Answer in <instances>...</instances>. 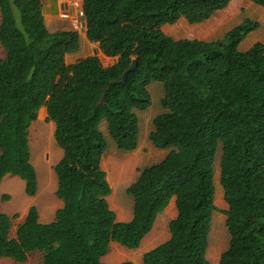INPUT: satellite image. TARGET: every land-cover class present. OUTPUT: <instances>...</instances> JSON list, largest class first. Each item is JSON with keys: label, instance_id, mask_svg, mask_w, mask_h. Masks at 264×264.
Wrapping results in <instances>:
<instances>
[{"label": "trees", "instance_id": "obj_1", "mask_svg": "<svg viewBox=\"0 0 264 264\" xmlns=\"http://www.w3.org/2000/svg\"><path fill=\"white\" fill-rule=\"evenodd\" d=\"M231 1L83 0L87 39L106 57L118 58L105 67L97 55L66 63L80 48L79 33H51L42 0H0V186L14 175L24 180L28 196H36L29 131L43 107L63 150L54 167L63 205L53 221L41 223L31 206L12 236L18 214H5L0 203V259L24 263L39 252L43 264H105L112 243L139 249L175 199L170 237L147 251L143 264H211L221 144L230 241L219 264H264V55L240 49L261 24L247 18L216 41L176 40L163 31L180 19L204 23ZM250 1L264 9V0ZM134 59L136 70L126 84L118 83ZM153 82L163 84L166 112L154 118L149 138L168 153L127 188L133 218L118 222L101 165L108 148L101 126L118 150H137L136 111L150 108Z\"/></svg>", "mask_w": 264, "mask_h": 264}, {"label": "rangeland", "instance_id": "obj_2", "mask_svg": "<svg viewBox=\"0 0 264 264\" xmlns=\"http://www.w3.org/2000/svg\"><path fill=\"white\" fill-rule=\"evenodd\" d=\"M234 9H236V14L234 22L232 23L233 25L241 23L247 18L258 20V16H256L252 10H245L246 8H243L242 5H238ZM225 15V13H221L212 21L197 25L186 23V26H182L181 23H178L174 26L164 27L163 31L176 40H221L230 30L231 26L225 25L223 28L217 29V33H215L214 29L218 27L221 19H223ZM250 15L251 17H249ZM80 30L83 31L82 28H80ZM210 31L214 32L213 34L208 35ZM262 34L260 38L264 41V35ZM82 44L83 38L80 37L81 48H84V44ZM95 50H98L97 56L105 67L111 66L118 60L117 58H108L99 52V46L97 44L91 46L89 53L87 52L85 54L92 56L96 55ZM4 56L5 51L0 45V58H3ZM69 62L71 63V61ZM148 89L151 96L150 108L146 111H136L140 120V141L142 142L139 149L133 152L118 150L108 136L106 124L103 123L101 126V130L108 141V148L103 156L101 165L106 171L108 180L113 187V194L109 198V202L112 208L120 205L132 214L134 199L128 194L127 188L138 179L140 171L143 168L159 163L168 153V151H164V153L160 155V150L154 147L149 138L151 132L154 130V118L166 112L162 107V99L165 94L164 87L160 82H153ZM45 110V107L40 110L37 121L32 124L29 131L31 162L35 166L38 175V192L36 196H28L25 192L24 180L14 175H6L0 186V203L2 212L11 217L18 214V217L13 219V228L11 231L12 236H14L18 225L24 221L29 207H37L41 223H50L54 220L56 211L63 205V202L56 195L58 179L54 171L55 165L62 158L63 150L55 141V125L49 121ZM221 157L222 146L220 144L214 163V184L216 191L215 206L217 209L212 217L209 237L208 258L211 264H219L220 256L228 248L230 241V236L225 223V211L228 210V205L225 202L224 191L220 182ZM5 194L10 196L9 201H1V196ZM174 212H177V210L175 202L172 200L167 209L159 215L155 228L151 232L152 234L150 233L151 236L149 238L155 241V245H160V233H162L161 235L163 236L162 241L167 240L168 236H170L168 225L171 220L176 218ZM147 237L142 242L144 245L141 244L140 248L136 250H131L118 243H114L120 247L110 248L111 252L108 256L103 258V262L105 264H121L123 262L143 264V254L145 251L153 249L149 248L150 246L145 242ZM0 264H43V260L42 254L36 252L31 254L28 260L24 263H17L9 258H1Z\"/></svg>", "mask_w": 264, "mask_h": 264}, {"label": "crops", "instance_id": "obj_3", "mask_svg": "<svg viewBox=\"0 0 264 264\" xmlns=\"http://www.w3.org/2000/svg\"><path fill=\"white\" fill-rule=\"evenodd\" d=\"M42 1H43V15H44L45 23H46L48 30L51 33L61 32V31H77L79 33V39H80V37L83 38L84 48L83 47L81 48V45H80V48L76 53L68 54L66 56V63L68 65H72L76 61H78L79 59H83V58H87V57L92 56V55L85 54L87 52L89 53L91 46L96 45V44L91 43L87 39L86 19H85L84 12H83V0H42ZM238 5H242L243 8H246L245 10H247V9L252 10L255 13V15L258 16L257 21H259L261 24V27L258 31L250 34L249 37L246 38L242 42L241 47H240L241 51L244 53H248V52H251L255 49H261V50H263V55H264V41L260 38L262 33H263L262 35H264V9L260 6L255 5L252 1H250V0H232L226 9L219 11L211 19L205 21L204 23L212 21L213 19H215L217 17V15H220L221 13H225L226 15L224 16L223 19H221L220 24L218 25L217 28L214 29V31H215V33H217L218 32L217 29H221L225 25H227V26L230 25L231 26L230 30H231L232 28H234L235 26L240 24V23H238L236 25L232 24L234 22L235 14H236V11H235L236 9H234V8L237 7ZM249 17H251V15ZM178 23H181L182 26H186V23L189 24L184 19H180L175 25H177ZM172 26H174V25H172ZM166 27H170V26H166ZM80 28H82L83 31H81ZM214 31H210L208 33V35L213 34ZM81 49H83V50H81ZM69 61H71V63ZM113 64H115V63H113ZM45 111L47 113V108ZM47 115H48V113H47ZM51 123H53V122H51ZM141 143L142 142L140 141V138H139V145H138L137 149L140 148ZM163 153H164V150H160V155ZM111 188H113V187L111 186ZM111 195L108 197V202H109V198L111 197ZM173 201L175 202V199H173ZM109 204H110V202H109ZM110 206H111V204H110ZM112 209H114V211L116 213V217H117L118 222H129L133 218V214L130 211H126L124 209V207H121L120 205H117L115 208H112ZM174 215L177 216V212H174ZM158 218H159V216H158ZM156 223H157V221H156ZM154 228H155V226H154ZM151 234L150 235L148 234L149 235V236L147 235L148 237L146 236L147 239L145 242L148 243V245L150 246L149 248L154 249L158 245H155V241H153L151 238H149L151 236ZM161 234L162 233H160V244L167 241L170 237V236H168L167 240L162 241L163 236ZM112 247L119 248L120 246H117L116 244L112 243L111 249H112ZM110 252H109V254H110ZM146 252L147 251H145V253Z\"/></svg>", "mask_w": 264, "mask_h": 264}, {"label": "water", "instance_id": "obj_4", "mask_svg": "<svg viewBox=\"0 0 264 264\" xmlns=\"http://www.w3.org/2000/svg\"><path fill=\"white\" fill-rule=\"evenodd\" d=\"M95 54H98V51L95 50ZM137 68V59H134L132 62L131 67L123 74L122 79L118 82L120 84H126L127 83V78L129 73H131L132 71L136 70Z\"/></svg>", "mask_w": 264, "mask_h": 264}]
</instances>
